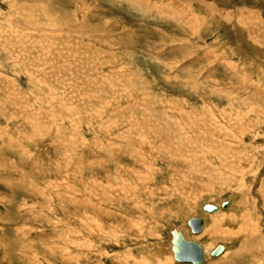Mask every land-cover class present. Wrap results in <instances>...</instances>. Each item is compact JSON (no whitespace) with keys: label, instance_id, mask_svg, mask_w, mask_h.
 Returning <instances> with one entry per match:
<instances>
[{"label":"rangeland","instance_id":"rangeland-1","mask_svg":"<svg viewBox=\"0 0 264 264\" xmlns=\"http://www.w3.org/2000/svg\"><path fill=\"white\" fill-rule=\"evenodd\" d=\"M51 2L61 16L83 12L96 32L37 30L52 20L27 6L13 11L30 14L37 29L27 35L8 25L10 2L0 0V264H178L174 228L207 247L205 264H264V0ZM209 7L217 11L205 21ZM247 11L257 17L240 35L233 18ZM187 106L206 108L218 130L201 131L202 154L183 143L184 164L173 148L158 151L152 130L168 121L192 138L188 124L201 122L183 120L177 108ZM136 120L143 138L126 132ZM218 157L233 176L216 175ZM231 199L239 212L228 217L246 211V232L193 235L191 219L209 228L231 210L205 205ZM218 245L231 247L225 260L210 257Z\"/></svg>","mask_w":264,"mask_h":264},{"label":"bare ground","instance_id":"bare-ground-1","mask_svg":"<svg viewBox=\"0 0 264 264\" xmlns=\"http://www.w3.org/2000/svg\"><path fill=\"white\" fill-rule=\"evenodd\" d=\"M5 1V0H4ZM7 2H10V8H11V10H12V12H10L9 14H8V16L7 17H5V21L8 23V25H11V27L12 26H14L13 28H18V27H15V25H20V26H23L24 27V29L26 30V32L27 31H29L30 29H32L33 31H35L34 29H37V28H31V26H29V22H31V19L32 18H28V16H30V14H35L36 16V18H38L41 14L39 13V11H38V9H42V10H45L46 12H44L43 14L45 15H47L48 13V20L49 19H51L52 21L50 22V24H46L48 27H46V26H44V25H41V27L39 28V29H37V30H40V31H44V30H47L48 32L49 31H59V30H64V28L65 27H71L72 29H75V30H79V32L80 31H86V32H96L95 31V29L91 26V25H89L88 24V22H87V20H86V16L83 14V12H80L79 10H76V11H73V12H70V11H63V16H61V15H59L57 12L58 11H56V10H53V8L52 7H50L49 6V2L50 3H52L51 2V0H7ZM181 2V1H180ZM217 2V1H216ZM48 3V5L47 6H45L46 4ZM188 3V2H187ZM187 3H185L186 5H187ZM197 3V2H196ZM203 3V5L204 6H210V5H207L206 4V2H202ZM218 3V2H217ZM134 5V4H133ZM30 6V7H32V9H33V11L32 10H30V11H32L33 13H31L30 12V14L27 16V17H22L21 15V17H18L15 13H19L20 12V10H22V11H24L25 9H27L28 7ZM188 6L190 7L191 6V3H188ZM202 6V5H201ZM201 6H199L200 8H201ZM212 6H215V5H212ZM34 7H36L35 8V10H34ZM79 7V6H78ZM247 8H248V6H246ZM25 8V9H24ZM192 8V7H191ZM258 10H261V8H259L258 6L256 7ZM203 9V8H202ZM213 10L212 11H210L211 10V8L209 7L208 8V10L207 11H210V12H208L207 14H206V20L205 21H209V17H211V16H215L214 14L216 13V8H212ZM249 9V8H248ZM41 10V11H42ZM204 10V9H203ZM206 10V9H205ZM245 10V9H244ZM251 10V9H250ZM254 10V9H253ZM1 11V10H0ZM15 13H14V12ZM246 11V10H245ZM4 12V11H3ZM26 12V11H25ZM24 12V13H25ZM62 12V11H61ZM80 12V16L78 15V13ZM248 12V11H247ZM194 13V12H193ZM259 13V12H258ZM1 14V13H0ZM62 14V13H61ZM27 15V14H26ZM255 13H246V12H242L241 14H235V19L233 18V21L235 22V27L236 28H234L237 32H238V34H245L246 32H247V27L250 25V23L251 24H253V21H254V19L257 17H255ZM0 16H2V15H0ZM32 16H34V15H32ZM155 17V16H154ZM167 17V16H166ZM165 17V18H166ZM33 19H35V18H33ZM38 19H40V18H38ZM170 19V18H169ZM193 19V18H192ZM4 20V19H3ZM41 20V19H40ZM189 20V19H188ZM195 20V19H194ZM256 21V20H255ZM2 22V21H1ZM231 22V21H230ZM58 23H63V25L61 24H59L58 25ZM110 23V22H109ZM31 24V23H30ZM76 25V26H75ZM199 25V24H198ZM1 26V25H0ZM3 27V26H2ZM12 28V29H13ZM194 28V27H193ZM4 29V28H3ZM42 29H44V30H42ZM1 30V29H0ZM4 30H6V29H4ZM8 30V29H7ZM10 30V29H9ZM14 30V29H13ZM99 30V29H98ZM46 31V32H47ZM2 32H4V31H2ZM12 32H14V31H12ZM61 32H63V31H61ZM75 32V31H74ZM77 32V31H76ZM78 32V33H79ZM194 32H197V29H195L194 28ZM30 33V32H29ZM57 33H59V32H57ZM84 33V32H83ZM44 34H46V33H44ZM246 34H248V33H246ZM23 35V34H22ZM27 35H28V32H27ZM41 35V34H40ZM47 35V34H46ZM51 35V34H50ZM61 35V34H60ZM59 35V36H60ZM24 36H25V34H24ZM48 36V35H47ZM58 36V37H59ZM67 36V35H66ZM247 36H249V35H247ZM257 36V35H256ZM57 37V36H56ZM61 37V36H60ZM59 37V38H60ZM242 37V36H241ZM34 38V37H33ZM32 38V39H33ZM58 38V39H59ZM62 38V37H61ZM251 38V37H250ZM259 38V37H258ZM79 39V38H78ZM252 39V38H251ZM251 39H249V40H251ZM62 40V39H61ZM84 41V40H83ZM254 41V40H253ZM82 43V42H81ZM85 43V42H84ZM260 44V43H259ZM0 46H1V44H0ZM84 46V45H83ZM24 47V46H23ZM256 49H258V48H256ZM3 52V51H2ZM3 55H5V54H3ZM11 55V54H10ZM7 56H9L8 54H7ZM6 57V56H5ZM4 57V58H5ZM238 57V56H237ZM2 58V57H1ZM11 58H13V57H11ZM1 60V59H0ZM2 61V60H1ZM215 61V60H214ZM9 64V63H8ZM17 64V63H16ZM239 65H241V64H239ZM6 66V65H5ZM9 67H11V66H9ZM13 68V67H12ZM17 69V68H16ZM239 76V75H238ZM18 77V76H17ZM38 83V82H37ZM33 86V85H32ZM36 88V87H35ZM56 90V89H55ZM34 91V90H33ZM142 91V90H141ZM54 92V91H53ZM56 92V91H55ZM49 94H51V93H49ZM53 94V93H52ZM56 94V93H55ZM49 96V95H48ZM52 96V95H51ZM54 96V95H53ZM56 96V95H55ZM17 98V97H16ZM52 98V97H51ZM51 98H49V99H51ZM163 98V97H162ZM53 99H54V97H53ZM52 100V99H51ZM50 100V101H51ZM142 100H145V99H142ZM163 100V99H162ZM161 100V101H162ZM54 101H55V99H54ZM54 101H52V102H54ZM156 101V100H155ZM166 101H168L169 102V100H166ZM49 102V101H48ZM167 102V103H168ZM175 102V101H174ZM162 103V102H161ZM164 103V102H163ZM65 104V103H64ZM175 104V103H174ZM185 104V103H184ZM169 105V104H168ZM173 106V105H172ZM161 107V106H160ZM177 107V106H176ZM188 107V106H187ZM226 107H228V106H226ZM219 108V107H218ZM138 109V108H137ZM146 109V108H145ZM148 109V108H147ZM178 109V111L180 112V114L182 115V117L184 118L183 120L185 121V117H188L189 119H193V121H194V125H195V123H196V121H197V124L199 123V121L201 122V124L199 123V125H197V128L195 127V126H193V125H189L188 124V129L191 131V133H192V138H187V139H182V137L180 136V135H178L177 134V132H174V129H173V125L171 124V122H164V123H162V125L163 126H160V129L159 130H157V129H155V130H152V132L154 133V131H155V138H157L158 140H159V142H158V144H157V142L155 143V144H157L158 146L160 145V147H158V151H161L162 153H166V150L168 149V147H170V148H173L172 149V152H173V156H174V158L176 157V160H178V162L179 163H184V164H186V162H187V160H184L183 158H182V154H183V149H185L184 148V144L183 143H188V146L191 148V150H189V151H191V152H189V153H196V152H200L201 154L207 149L206 147H205V145L203 144V139L205 138V135L201 132V131H211V135H216L217 134V132H212V129H214V130H218L217 128H214L215 126H213L214 124H212V122L214 121V119L213 120H210V121H208L207 119H205V118H203V116L205 115L204 113L205 112H203V110H206V108H202V109H199V112H197L198 111V109L197 108H194V107H192V106H189L188 108H186V109H184V108H177ZM53 110V109H52ZM63 110V109H62ZM197 110V111H196ZM222 110V109H221ZM229 111V110H228ZM212 112V111H211ZM66 113V112H65ZM78 113V112H77ZM203 114V115H199V114ZM80 114V113H79ZM172 114V113H171ZM214 114V113H213ZM221 114L222 115H224L225 113L224 112H221ZM214 115H216V114H214ZM218 115V114H217ZM213 116V115H212ZM85 117V116H84ZM144 117V116H143ZM202 117V118H201ZM86 118V117H85ZM201 118V119H200ZM243 118V117H242ZM137 119H139V118H137ZM204 119V120H203ZM76 120V119H75ZM202 120V121H201ZM237 120V119H236ZM240 120V119H239ZM139 121H141V120H139ZM212 121V122H211ZM215 122V121H214ZM124 123V122H123ZM121 124L120 125V127L121 128H124V126H125V124ZM142 123H143V121H142ZM185 124V123H184ZM191 124V123H190ZM112 125H113V123H112ZM133 125H135L136 127H132L131 126V128H129V127H126L125 129H126V132L128 133V134H130L131 135V133L132 132H134L135 130V133H136V135L137 136H141V138H143L142 136L144 135L143 133H142V131L140 130V129H138V127H137V125L140 127L141 125H140V123L139 122H137V120L134 122V124ZM146 125V124H145ZM181 125H182V123H181ZM177 126V125H176ZM183 126V125H182ZM105 128V127H104ZM181 128V127H180ZM110 129V128H109ZM143 129V128H142ZM224 129V128H223ZM162 130H165V131H171L172 133H169V134H165L164 132H161ZM225 130V129H224ZM227 130V129H226ZM159 131V132H161L160 133V135H158L157 134V132ZM221 132V131H220ZM139 133H140V135H139ZM206 134V133H205ZM240 134H241V132H240ZM129 135V136H130ZM153 135V134H152ZM142 140H144V139H142ZM152 140V139H151ZM254 141V140H253ZM255 142V141H254ZM110 143V142H109ZM112 143V142H111ZM192 143V144H191ZM223 144V143H222ZM154 145V144H153ZM153 145H152V143H151V148H152V150L153 149H155V147H153ZM181 145H183V146H181ZM193 145H196V146H199L200 148H199V150H196L197 148H194V146ZM235 145V144H234ZM229 146H231V145H229ZM117 147H119V146H117ZM122 149V148H121ZM157 149V148H156ZM171 150V149H170ZM124 151V150H123ZM227 153V152H226ZM121 154V153H120ZM236 154V153H235ZM119 155V154H118ZM134 155V154H133ZM196 155V154H195ZM198 155V154H197ZM228 155V154H227ZM230 155V154H229ZM116 156H117V154H116ZM153 156V155H152ZM233 156V155H232ZM119 157V156H118ZM227 157V156H226ZM188 159V161L190 162L191 160H193V159H189V158H187ZM233 159V158H232ZM146 160V159H145ZM148 160V159H147ZM146 160V161H147ZM197 161H198V159H196ZM218 160H219V162H213L214 163V171H215V173H216V175L220 178V177H222L223 179H228L229 177L225 174V172H227V173H229V176H230V174L232 173H230V171L228 170V169H226L225 168V166L223 165V164H220V158L218 157ZM217 160V161H218ZM235 160V159H234ZM213 161V160H212ZM144 162V161H143ZM205 162H206V160H205ZM224 162V161H223ZM235 163V162H234ZM193 164V163H192ZM191 164V165H192ZM202 164V163H201ZM211 164V163H210ZM232 164V163H231ZM14 165V164H13ZM199 165V164H198ZM211 165H213V164H211ZM233 165V164H232ZM243 165V164H242ZM110 166V165H109ZM200 166V165H199ZM204 166H205V164H204ZM234 166V165H233ZM236 167V166H235ZM235 167H232V168H235ZM238 167V166H237ZM236 167V168H237ZM100 168H102V167H100ZM224 169V174L221 172V170H223ZM205 169V168H204ZM254 169V168H253ZM206 170V169H205ZM239 170V169H238ZM243 170V169H242ZM134 171H135V169H134ZM192 171V170H191ZM202 171H203V169H202ZM229 171V172H228ZM231 171H234L233 169H231ZM235 171H237V170H235ZM199 172H200V170H199ZM238 172V171H237ZM241 172V171H240ZM140 173V172H139ZM193 173V172H192ZM191 173V174H192ZM207 173V172H206ZM211 173V172H210ZM214 173V174H215ZM198 174H200V173H198ZM212 174V173H211ZM242 174H243V172H242ZM241 174V175H242ZM131 175H133L132 177H133V179H135V177H134V175H137V173L136 174H131ZM205 175V174H204ZM208 175V174H207ZM225 175V176H224ZM232 175V174H231ZM192 176V175H191ZM233 176V175H232ZM234 176H237V175H234ZM139 177V176H138ZM188 177V176H187ZM201 177H202V174H201ZM211 177V176H210ZM212 178V177H211ZM210 178V179H211ZM218 178V179H219ZM236 178H238V177H236ZM242 178V177H241ZM202 179V178H201ZM207 179H208V177H207ZM217 179V180H218ZM205 180V179H204ZM216 180V179H215ZM214 180V182H216ZM68 181V180H67ZM127 181H128V179H127ZM140 181V180H139ZM142 181H144V180H142ZM186 181H188L187 179H186ZM128 182H133L131 179H129V181ZM113 184H115V186H119L121 183H119L118 182V180L117 181H114L113 180V182H112ZM133 183H135V182H133ZM137 183V182H136ZM208 183V182H207ZM112 184V185H113ZM208 184H210V183H208ZM99 185V184H98ZM97 185V186H98ZM227 185H228V183H227ZM103 186V185H102ZM131 186V185H130ZM245 186V185H244ZM126 188V187H125ZM108 189V188H107ZM251 189V188H250ZM115 192V190H112V192ZM119 191V190H118ZM126 191V190H125ZM127 192V191H126ZM104 193H106V192H104ZM135 193V192H134ZM137 193V192H136ZM131 194V193H130ZM104 195V194H103ZM139 195V194H138ZM50 196V195H49ZM144 196V195H143ZM110 197V196H109ZM138 197V196H137ZM236 197V196H235ZM145 199V198H144ZM117 200H118V198H117ZM140 200V199H139ZM134 201H135V198H134ZM69 202V201H68ZM227 202H229V206L227 207V208H223V204H221V207H217V206H214V207H216L217 208V210L216 211H214V212H206V213H215V212H219L220 210H221V208H222V210H227V209H230L231 208V210L229 211L230 213H227V214H225V215H223V216H221V217H223L222 218V222L224 221V226L226 225H231L232 227L231 228H229V231L228 230H226V228L227 227H222V222L220 223V222H217V221H215L213 224H212V226L211 227H207V228H205L206 226H205V222H204V227H203V231L201 232V233H203V235L201 236V238H199V239H208V238H211L212 239V241L213 242H218V241H220V240H223V239H227L228 238V236H225V234H230L231 232H233L239 225L241 226V229H239L238 230V232H241L242 233V230L243 231H247V227H248V222H249V220H248V217H247V213H246V211H244V212H242L243 213V215H242V213L238 216V217H236V218H230V217H234V213L237 211L236 210V207H238V205L236 206V207H232V206H234L233 204H234V201L231 199V200H229V201H227ZM168 203V202H167ZM112 205V204H111ZM115 205V204H114ZM139 205V204H138ZM113 206V205H112ZM117 206V205H116ZM206 206V205H205ZM213 206V205H212ZM119 207V206H118ZM125 207V206H124ZM123 209V208H122ZM236 210V211H235ZM205 211V210H204ZM239 212V210L236 212V213H238ZM105 213H107V212H105ZM232 214V215H231ZM259 214V213H258ZM228 216H230V217H228ZM261 216V215H260ZM101 217V216H100ZM225 222L227 223V224H225ZM79 224L81 223V225H83L82 224V221L81 222H78ZM89 223V225H91V223L90 222H88ZM219 223V224H218ZM87 224V223H86ZM93 225H97V223H94ZM236 225V226H235ZM84 226V225H83ZM188 226H189V223H188ZM82 227V226H81ZM96 227H98V226H96ZM234 227V228H233ZM84 228H85V226H84ZM175 229V228H174ZM220 233H222V236L223 237H225V238H223V237H220V236H218ZM96 234V233H95ZM184 234V233H183ZM243 234V233H242ZM249 234V233H248ZM118 235V234H117ZM194 235V234H193ZM200 235V234H199ZM250 235V234H249ZM198 236V235H197ZM184 237H185V239L186 240H188V238H187V236L184 234ZM250 237V236H249ZM251 239H252V237H251ZM250 239V240H251ZM109 241V240H108ZM190 241V240H189ZM205 241V240H204ZM171 242H172V236H171ZM201 244V243H200ZM211 244H212V242H211ZM202 245V244H201ZM213 245V244H212ZM203 246V245H202ZM219 246V245H218ZM224 246V245H223ZM227 246V245H226ZM209 247V246H208ZM216 248V247H215ZM214 248V249H215ZM229 248H231V247H228V249ZM259 248V247H258ZM214 249H212V250H210L209 249V251H210V257H211V253H212V251L214 250ZM227 249V247H225V250H224V252L218 257V258H213V259H219L221 256H223V255H225V257L223 258L222 257V259L221 260H225V258L226 257H228V255L230 256V254H229V250ZM203 250H204V252H205V262H206V260H207V247L205 246H203ZM228 254V255H227ZM174 255V254H173ZM240 255V254H239ZM235 256H237V255H235ZM241 256V255H240ZM160 257V256H159ZM212 258V257H211ZM233 259L235 260L236 259V257H233ZM233 259H229L228 258V260H230L229 262H227V264L228 263H231L232 262V260ZM220 260V261H221ZM156 262H157V264H167L166 263V261H168L167 259H156L155 260ZM176 261V260H175ZM205 262H204V264H205ZM223 262V261H222ZM222 262H220V264H222ZM177 263V262H176ZM226 263V262H225ZM225 263H223V264H225ZM168 264H170V263H168Z\"/></svg>","mask_w":264,"mask_h":264},{"label":"water","instance_id":"water-1","mask_svg":"<svg viewBox=\"0 0 264 264\" xmlns=\"http://www.w3.org/2000/svg\"><path fill=\"white\" fill-rule=\"evenodd\" d=\"M229 202L223 204V208H227ZM205 212H214L217 210L212 205L204 207ZM204 220L202 218H194L189 221V228L194 235H199L203 231ZM172 236V251L174 259L178 264H204L205 252L203 246L196 241L186 240L182 231L174 229L171 232ZM225 250V246H217L211 253L212 258H218Z\"/></svg>","mask_w":264,"mask_h":264}]
</instances>
